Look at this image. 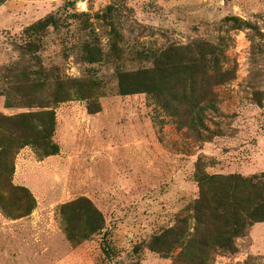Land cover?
Masks as SVG:
<instances>
[{"label":"rangeland","instance_id":"374dc122","mask_svg":"<svg viewBox=\"0 0 264 264\" xmlns=\"http://www.w3.org/2000/svg\"><path fill=\"white\" fill-rule=\"evenodd\" d=\"M213 48L216 70L188 66ZM154 64L196 75L193 102L168 84L121 92L122 75ZM44 110L59 152L15 154L0 184V264H179V249L165 258L150 245L192 216L199 171L264 173V0H0V126ZM81 199L103 228L76 245L62 208ZM236 248L209 264H264V222Z\"/></svg>","mask_w":264,"mask_h":264},{"label":"trees","instance_id":"16d2710c","mask_svg":"<svg viewBox=\"0 0 264 264\" xmlns=\"http://www.w3.org/2000/svg\"><path fill=\"white\" fill-rule=\"evenodd\" d=\"M191 52L193 50H187V53ZM217 56L215 48L208 52L203 50L197 58H191L188 66L200 72V69L211 63L216 70V65L212 61L216 62ZM205 58L208 62L204 66ZM165 71L154 64L151 70L122 75L119 81L120 90L124 94L142 90L154 92L160 90L161 84L165 86L168 84L179 90L185 98L184 102H193L194 98L191 97L194 96L188 97L187 94L192 91L188 85L194 84L192 81L196 75L188 73L186 67L183 72L178 69L169 70V68ZM141 75L148 77L140 80ZM128 78L131 82L127 84ZM17 86L18 84L15 87ZM124 88L130 92L125 91ZM8 105V107L12 106L9 97ZM194 108L198 109L199 115L196 121L201 122L200 113L203 110L199 111L201 108L199 104H195ZM2 122L0 126V184L4 179L10 181L14 173L15 154L25 146L32 145L44 157L59 152V146L53 141L56 130L53 111L44 110L37 113L3 116ZM197 176L200 191L192 216L165 230L150 245L155 253L165 258L172 257V254L179 249L177 256L179 264H209L213 253L233 254L237 250V241L246 237L253 225L264 222V173L251 177L241 175L223 177L209 176L199 171ZM4 205H6L5 202H3ZM74 208V213L68 215L67 212ZM62 213L65 216L66 224L63 225L66 237L76 245L103 228L102 214L87 199L65 204Z\"/></svg>","mask_w":264,"mask_h":264},{"label":"built area","instance_id":"2783aa9c","mask_svg":"<svg viewBox=\"0 0 264 264\" xmlns=\"http://www.w3.org/2000/svg\"><path fill=\"white\" fill-rule=\"evenodd\" d=\"M79 5H81V8H80V11L79 12H81V13H87L89 11L87 2L81 1L79 3Z\"/></svg>","mask_w":264,"mask_h":264}]
</instances>
